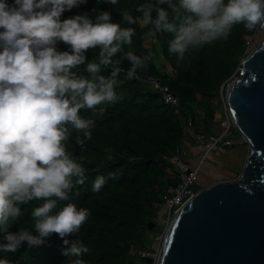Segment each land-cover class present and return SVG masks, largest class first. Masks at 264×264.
<instances>
[{"label": "clouds", "instance_id": "clouds-1", "mask_svg": "<svg viewBox=\"0 0 264 264\" xmlns=\"http://www.w3.org/2000/svg\"><path fill=\"white\" fill-rule=\"evenodd\" d=\"M116 5L119 0H109ZM87 0H0V253L16 252L25 243L29 248L47 242L58 233L70 264H89L83 240H70L79 232L90 209L78 205V184L87 179L82 157L67 143L73 134L81 145L91 138L95 114H103L109 104L121 100L118 85L121 61L114 57L124 44H131L137 17L122 10L129 26L112 19V11L94 7L89 11L62 18L66 10L86 4ZM167 4L176 10L170 18ZM143 24L156 31L175 33L169 52L177 62L211 41L227 39L233 27H264V0H143L136 6ZM183 9L182 18L179 10ZM153 10L156 15L153 16ZM177 20H180L177 23ZM63 41L71 50H61ZM99 46V58L88 60L87 49ZM131 61L126 77L138 76L156 55L150 51L123 54ZM87 63V74L74 70ZM107 74L102 67L112 65ZM91 109L92 114L84 111ZM114 172L98 173L93 191ZM41 200L31 215V227L9 230L21 216L22 204ZM66 201L58 206L60 201ZM53 209H56L53 211ZM34 227L35 231L32 230ZM0 264H20L18 259L0 255Z\"/></svg>", "mask_w": 264, "mask_h": 264}, {"label": "trees", "instance_id": "trees-1", "mask_svg": "<svg viewBox=\"0 0 264 264\" xmlns=\"http://www.w3.org/2000/svg\"><path fill=\"white\" fill-rule=\"evenodd\" d=\"M143 0H119L113 5L109 0H87L86 4L73 7L62 14V18L75 13L89 11L95 18L98 12L94 7L111 10L112 19L122 26H129L123 18L122 10H129L137 17L133 25L136 33L131 44H124L115 59L123 71L120 77L124 83L118 85L122 99L109 104L103 114H95V126L91 138L84 144L75 139V134L67 142L69 149L82 157L88 179L78 184L79 195H74L78 205L88 207L91 211L79 232L69 234L70 240H83L89 251L84 258L89 264H157V257L143 253L152 250V233L161 230L159 219L162 216L168 188L178 181V170L169 157L184 145L187 136L185 128L187 118L191 116L198 129L216 132L220 117L225 115V108L220 90L222 85L233 79L234 73L244 57L254 48L248 43L249 36L261 30V26L247 28L243 23L236 24L227 39L220 38L191 52L177 62V54L169 52V40L175 33L156 31L153 24H143L142 13L136 6ZM170 18L176 10L169 5ZM183 9L179 14H183ZM156 11L153 10V16ZM180 20H177L179 23ZM153 39H149L148 37ZM61 50H71L70 45L59 41ZM134 50L137 54L156 53L146 67L138 68L137 73L148 72L158 74L179 94L183 110L177 113L165 102L162 95L149 83L139 77L127 78L126 70L131 61L123 54ZM88 60L99 58V46L86 50ZM164 58L165 67H161L158 58ZM87 63L78 65L74 70L87 74ZM112 65L102 67L107 74ZM168 67V68H167ZM170 68V69H169ZM91 115V109L82 110ZM232 136L242 139L241 131L233 125ZM247 144L246 141L242 142ZM242 169L237 170V176ZM115 174L99 189L93 191V181L98 173ZM236 176V177H237ZM196 189L202 187L196 184ZM41 200L22 204L21 216L9 230L20 227H31L35 217L31 215L33 208L42 203ZM66 201L61 200L57 207ZM56 209H53L55 211ZM35 231L34 227L32 228ZM63 238L54 233L47 242L29 248L25 243L16 252L0 253L20 264H70L75 256H67L61 250L67 247Z\"/></svg>", "mask_w": 264, "mask_h": 264}, {"label": "water", "instance_id": "water-1", "mask_svg": "<svg viewBox=\"0 0 264 264\" xmlns=\"http://www.w3.org/2000/svg\"><path fill=\"white\" fill-rule=\"evenodd\" d=\"M261 30V41L242 59L226 89L234 125L249 145L242 171L202 186L180 207L157 264H264V27Z\"/></svg>", "mask_w": 264, "mask_h": 264}, {"label": "built area", "instance_id": "built-area-1", "mask_svg": "<svg viewBox=\"0 0 264 264\" xmlns=\"http://www.w3.org/2000/svg\"><path fill=\"white\" fill-rule=\"evenodd\" d=\"M250 44V41L248 40ZM143 81H146L151 87L158 91L166 103L170 104L177 113H181L183 110L182 100L179 94L165 82L162 77L153 72L145 73L138 76ZM232 81V80H231ZM229 81L227 86L231 83ZM220 97L223 100L225 115L220 118V123L216 126V132H209L204 129H198L191 116L187 118L185 128L187 135L192 134L194 138L202 145L206 146V152L200 156L199 161L195 155H191L189 149L184 145L180 147L177 152L169 157V161L175 165L178 170V181L176 184L171 185L168 188V194L166 195V202L164 204L163 212L169 217L175 215L179 211L180 207L191 199L197 192L196 184L200 181V175L202 166L209 152L218 146L225 147L226 145H232L234 143L244 142L243 139H236L232 136V128L234 122L230 115L229 105L226 98L225 83L220 90ZM163 216V215H162ZM174 217V216H173Z\"/></svg>", "mask_w": 264, "mask_h": 264}, {"label": "rangeland", "instance_id": "rangeland-1", "mask_svg": "<svg viewBox=\"0 0 264 264\" xmlns=\"http://www.w3.org/2000/svg\"><path fill=\"white\" fill-rule=\"evenodd\" d=\"M262 36V30H259L255 34L249 36V45L251 46V48H254L259 44ZM148 38L153 39L150 36ZM158 61L162 68L165 67L164 58H158ZM206 149V146L201 144L199 149V158H197L198 161L200 159V156L206 152ZM248 152L249 145L243 144L241 142L230 148L218 146L215 149L211 150L202 166L199 183H201L202 186H207L217 180L235 178L237 176V170L243 168ZM162 215L163 216H161L159 219V226L161 230L152 233L153 243L150 245V247H152V250L145 249L143 250L144 254L153 257H158L159 255L163 240L174 216L172 215L171 217H169L168 214L166 215L164 212L162 213Z\"/></svg>", "mask_w": 264, "mask_h": 264}, {"label": "crops", "instance_id": "crops-1", "mask_svg": "<svg viewBox=\"0 0 264 264\" xmlns=\"http://www.w3.org/2000/svg\"><path fill=\"white\" fill-rule=\"evenodd\" d=\"M184 146L190 150L191 155H199V149L201 144L194 138L192 134H188L184 139Z\"/></svg>", "mask_w": 264, "mask_h": 264}]
</instances>
